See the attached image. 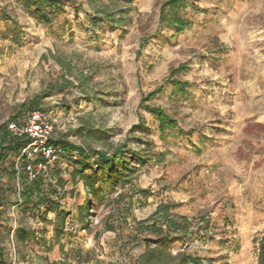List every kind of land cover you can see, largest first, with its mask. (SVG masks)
<instances>
[{
  "label": "rangeland",
  "instance_id": "1",
  "mask_svg": "<svg viewBox=\"0 0 264 264\" xmlns=\"http://www.w3.org/2000/svg\"><path fill=\"white\" fill-rule=\"evenodd\" d=\"M173 1L74 0L43 24L16 0H0V14L10 17L0 20V126L36 98L53 122L54 140L107 153L125 146L151 159L125 154L130 184L104 188L103 199L79 217L86 193L70 182L61 153L55 166L67 181L61 204L70 214L63 235L55 243L51 222L9 205L0 227L5 264H137L145 235L135 223L160 205L193 224L208 222L207 232L172 244L173 257L258 264L264 0H179L170 9ZM172 17L185 23L182 31ZM155 110L175 125L161 133ZM98 131L99 139L92 136ZM136 190L149 195L130 196ZM18 225L39 240L16 247L7 230Z\"/></svg>",
  "mask_w": 264,
  "mask_h": 264
},
{
  "label": "trees",
  "instance_id": "2",
  "mask_svg": "<svg viewBox=\"0 0 264 264\" xmlns=\"http://www.w3.org/2000/svg\"><path fill=\"white\" fill-rule=\"evenodd\" d=\"M22 7L31 12L36 19L43 24H51L53 18L63 13L64 2L70 3L74 0H16ZM134 0H122L125 4H131ZM179 0L169 3L167 6H178ZM101 16L109 17V13L101 12ZM6 13L0 14V20H9ZM171 26L177 32L184 29L185 23L182 20L172 17ZM111 19L110 22H112ZM176 75V71L171 72L170 76ZM177 85V88L182 87ZM180 94L184 93V88H180ZM177 91V92H178ZM51 94V93H50ZM39 102L36 98L27 106H22L10 121L20 118L26 111L41 110L38 108ZM154 115L159 124V131L164 133L175 123L160 110H155ZM103 132L98 131L92 134L98 138ZM51 143L57 147L61 153L67 155L68 166L66 171L69 174L70 182L81 183L86 193V199L77 208L79 217H86L93 203L103 199L104 188H114L115 185L124 187L130 184L129 168L125 162V154L132 155L138 162L150 161L151 159L143 153H135L131 150H125V146H120L111 153L95 151L83 147L71 145L63 139L52 140ZM27 144L26 140L13 138L9 135L6 124L0 126V227L7 218L8 206H15L20 214H29L36 217L40 222H51L53 225L55 243L64 233V224L69 213L62 208L61 201L65 198L68 191L65 190L67 181L61 174L62 171L55 165L48 171L46 176H39L33 181L27 179L25 167L27 159L21 155L22 148ZM71 168V171H68ZM99 183V185H97ZM139 194L140 199L148 197V191H133L130 196ZM121 195H118L120 198ZM140 204V203H139ZM52 215L51 220L48 219ZM192 221L184 217L171 215L170 208L167 205H160L155 212L145 221L135 223L139 241L145 243L144 253L141 255L137 264H202V261L189 254L181 253L173 257L170 254L169 247L175 242H180L184 238L197 234L199 230L207 232L208 222L204 218ZM196 227L193 229V227ZM202 232V236L204 235ZM8 235H12V241L16 247L23 246L29 242H36L39 239L36 231L28 227L18 225L13 231L8 228ZM149 236V237H148ZM258 264H264V236L258 242ZM5 251L0 246V264H5Z\"/></svg>",
  "mask_w": 264,
  "mask_h": 264
},
{
  "label": "built area",
  "instance_id": "3",
  "mask_svg": "<svg viewBox=\"0 0 264 264\" xmlns=\"http://www.w3.org/2000/svg\"><path fill=\"white\" fill-rule=\"evenodd\" d=\"M5 124L11 137L27 141L21 150V155L27 159V179L31 182L39 176H46L60 159V151L51 143L54 125L49 114L43 110L29 111Z\"/></svg>",
  "mask_w": 264,
  "mask_h": 264
}]
</instances>
